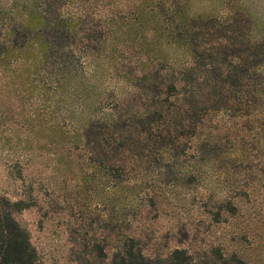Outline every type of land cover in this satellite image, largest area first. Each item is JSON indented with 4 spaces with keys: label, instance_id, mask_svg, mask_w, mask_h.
Listing matches in <instances>:
<instances>
[{
    "label": "trees",
    "instance_id": "trees-1",
    "mask_svg": "<svg viewBox=\"0 0 264 264\" xmlns=\"http://www.w3.org/2000/svg\"><path fill=\"white\" fill-rule=\"evenodd\" d=\"M64 1L0 2V61H21L16 78L40 99L34 110L50 140L88 151L99 180L107 178L111 188L130 185L143 161L184 153L191 138L215 127L221 110L264 114V37L255 38L251 19L237 9L221 18L192 11L190 0H133L104 20L89 9L64 11ZM102 56L131 87L122 100L108 99L110 93L104 101L98 89ZM254 120L264 129V117ZM251 121L242 125L250 129ZM209 138L200 146L213 150L210 158L220 156L218 140ZM20 205L0 196V264H37L29 233L14 217ZM118 241L107 264H197L184 249L150 256L133 236ZM218 254L220 262L208 264H229Z\"/></svg>",
    "mask_w": 264,
    "mask_h": 264
},
{
    "label": "rangeland",
    "instance_id": "rangeland-1",
    "mask_svg": "<svg viewBox=\"0 0 264 264\" xmlns=\"http://www.w3.org/2000/svg\"><path fill=\"white\" fill-rule=\"evenodd\" d=\"M11 1L0 0L6 7ZM132 1L66 0L62 7L72 13L89 9L105 20L112 9L131 7ZM190 4L192 11L221 18L237 9L251 19L255 38L264 37V0ZM20 63L0 61V196L21 202L14 217L29 233L37 264H107L122 234L136 238L150 256L165 257L178 248L197 264L220 262L219 252L229 264H264V129L251 121L264 114L221 110L213 117L215 127L191 138L184 153L172 158L163 152V159L143 161L130 185L111 188L107 178L99 180L88 151L79 153L63 138L50 140L43 115L34 110L40 99L16 78ZM102 64L98 89L104 101L110 93L108 99L116 101L128 96L131 87L113 75L112 62ZM246 119L250 129L242 125ZM207 137L218 140L220 156L210 158L213 150L200 146Z\"/></svg>",
    "mask_w": 264,
    "mask_h": 264
}]
</instances>
